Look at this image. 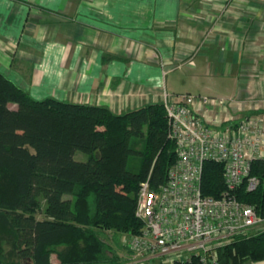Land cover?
I'll return each instance as SVG.
<instances>
[{"label":"trees","instance_id":"1","mask_svg":"<svg viewBox=\"0 0 264 264\" xmlns=\"http://www.w3.org/2000/svg\"><path fill=\"white\" fill-rule=\"evenodd\" d=\"M168 131L162 103L116 114L35 99L0 72V232L9 233L11 247L0 264H123L127 255L112 250L103 232L140 231V184L158 188L176 160ZM76 151L86 160H75ZM249 175L258 185L247 191L243 183L235 195L264 217V158L251 161ZM224 190L223 164L205 161L202 194L219 197ZM259 260L264 230L217 249L218 264Z\"/></svg>","mask_w":264,"mask_h":264},{"label":"crops","instance_id":"2","mask_svg":"<svg viewBox=\"0 0 264 264\" xmlns=\"http://www.w3.org/2000/svg\"><path fill=\"white\" fill-rule=\"evenodd\" d=\"M0 72L35 99L116 114L187 77L230 115L264 113V0H0Z\"/></svg>","mask_w":264,"mask_h":264},{"label":"built area","instance_id":"3","mask_svg":"<svg viewBox=\"0 0 264 264\" xmlns=\"http://www.w3.org/2000/svg\"><path fill=\"white\" fill-rule=\"evenodd\" d=\"M160 103L176 160L158 188L148 180L140 184L135 214L142 227L128 238L123 264L177 254L185 256L173 262L218 264L219 247L264 230V217L235 195L243 183L247 191L259 183L249 171L253 159L264 158V113L233 116L231 99L189 93H165ZM205 161L223 164L225 190L219 197L202 194Z\"/></svg>","mask_w":264,"mask_h":264},{"label":"rangeland","instance_id":"4","mask_svg":"<svg viewBox=\"0 0 264 264\" xmlns=\"http://www.w3.org/2000/svg\"><path fill=\"white\" fill-rule=\"evenodd\" d=\"M173 79L174 82V87L175 90L178 93H185V92H194L195 90H197V83L196 82H192L191 80H188L187 77H169ZM213 97H217L216 95H214ZM11 106L14 107V104H10ZM86 154L80 152V151H76L74 154V159L75 160H79V161H84L86 160ZM41 209H44V204L42 203V207ZM42 210L41 212L37 213L36 216L37 218H43L44 215L42 214ZM133 234L129 233V232H116L113 230H104L103 232V239L110 245L111 249L114 250L118 255L120 256H126L128 253V248L126 246V242L128 241V238L130 236H132ZM11 250L10 247V235L9 233H4V232H0V255H4L7 256L8 252ZM178 256H185V254H177L174 255L173 257L176 259V257ZM52 260H56L55 255L52 254ZM173 257L169 258H159L156 262V264H175V262H173Z\"/></svg>","mask_w":264,"mask_h":264}]
</instances>
